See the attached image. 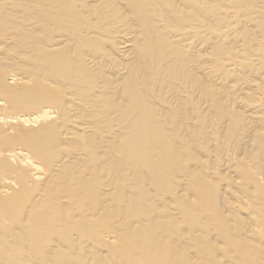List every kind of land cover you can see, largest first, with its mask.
Segmentation results:
<instances>
[{
  "label": "bare ground",
  "instance_id": "obj_1",
  "mask_svg": "<svg viewBox=\"0 0 264 264\" xmlns=\"http://www.w3.org/2000/svg\"><path fill=\"white\" fill-rule=\"evenodd\" d=\"M0 264H264V0H0Z\"/></svg>",
  "mask_w": 264,
  "mask_h": 264
},
{
  "label": "rangeland",
  "instance_id": "obj_2",
  "mask_svg": "<svg viewBox=\"0 0 264 264\" xmlns=\"http://www.w3.org/2000/svg\"><path fill=\"white\" fill-rule=\"evenodd\" d=\"M202 49H203V48H202ZM246 85H247V84H245V86H246ZM241 87H242V88H241V90L243 89L244 91H243V90H242V91L240 90V93H242V94H243L244 92H245V93H249V92H250V91H249L250 89H249V90H247V89L249 88V86H248V87H246L247 89H246V88H243V87H244V85H243V86H241ZM245 90H246V91H245ZM246 109H247V110H249V111H248L249 113H252V112H251L252 110H250V109H248V108H246ZM249 113H248V114H249ZM221 127H222V125H221Z\"/></svg>",
  "mask_w": 264,
  "mask_h": 264
}]
</instances>
